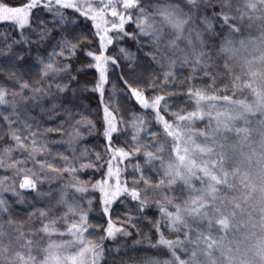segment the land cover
Here are the masks:
<instances>
[{"label":"snow or ice","instance_id":"obj_1","mask_svg":"<svg viewBox=\"0 0 264 264\" xmlns=\"http://www.w3.org/2000/svg\"><path fill=\"white\" fill-rule=\"evenodd\" d=\"M0 264H264V0H0Z\"/></svg>","mask_w":264,"mask_h":264}]
</instances>
